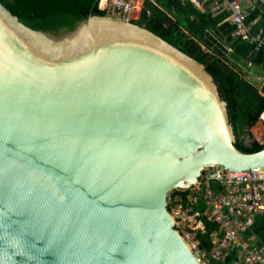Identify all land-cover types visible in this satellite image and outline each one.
Listing matches in <instances>:
<instances>
[{
  "label": "water",
  "instance_id": "obj_1",
  "mask_svg": "<svg viewBox=\"0 0 264 264\" xmlns=\"http://www.w3.org/2000/svg\"><path fill=\"white\" fill-rule=\"evenodd\" d=\"M111 13L55 35L0 1V264H201L170 195L264 170L206 67Z\"/></svg>",
  "mask_w": 264,
  "mask_h": 264
},
{
  "label": "trees",
  "instance_id": "obj_2",
  "mask_svg": "<svg viewBox=\"0 0 264 264\" xmlns=\"http://www.w3.org/2000/svg\"><path fill=\"white\" fill-rule=\"evenodd\" d=\"M0 1L27 27L55 35L75 31L91 15L106 16L108 13L100 7V0ZM212 1L206 2L203 9L192 0H144L138 20L130 23L149 30L206 67L227 103L236 146L244 152H256L264 143L256 139L251 129L264 115V83L251 81L249 70L257 68L264 72V51L234 39L235 27L227 21L229 13H215L211 9ZM255 18H259L264 28V4L259 3L251 10V20ZM212 186L217 190L219 183L213 181ZM181 196H186L182 190L170 195L171 210ZM203 206L201 203L200 210ZM206 229L205 233H199V238L202 248L209 251L210 234L216 226L207 223ZM251 232L264 246V215L256 218Z\"/></svg>",
  "mask_w": 264,
  "mask_h": 264
},
{
  "label": "built area",
  "instance_id": "obj_3",
  "mask_svg": "<svg viewBox=\"0 0 264 264\" xmlns=\"http://www.w3.org/2000/svg\"><path fill=\"white\" fill-rule=\"evenodd\" d=\"M259 3L264 4V0H214L211 9L215 13H229L227 21L235 27L234 39L264 51V28L259 18L251 20V10ZM100 7L116 12L126 22L132 21L133 10L141 11L138 0H100ZM213 181L219 183L217 190ZM182 191L186 196L176 199L171 212L177 229L201 264H264V246L251 232L256 218L264 215V170L224 172L218 167L205 170L198 186ZM201 203L204 206L200 210ZM207 223L216 226L210 234L209 251L202 248L199 238V233L206 232Z\"/></svg>",
  "mask_w": 264,
  "mask_h": 264
},
{
  "label": "rangeland",
  "instance_id": "obj_4",
  "mask_svg": "<svg viewBox=\"0 0 264 264\" xmlns=\"http://www.w3.org/2000/svg\"><path fill=\"white\" fill-rule=\"evenodd\" d=\"M201 1H202L203 4L206 2V0H201ZM143 2H144V0H138V8H139L140 10H142ZM202 3H201V6H202ZM140 12H141V11H140ZM110 16L113 17V18H116V20H119V18H120V16H118V15L116 14V12L111 13ZM139 16H140V13H138L137 10H136V11H133V12L131 13V18H132V20H138ZM249 69H250V68H249ZM244 70H246V68H244ZM257 70H258V69H257ZM257 73H258V74H255V73L253 72V69H250V70H249V76H250V77H251V76H257L258 80H259V78L264 77V73H261L259 70L257 71ZM260 74H261V75H260ZM250 77H249V79H250ZM250 80H253V79H250ZM253 81H254V80H253ZM259 84L261 85V82H260V81H259ZM251 131L254 132V135H255L256 139L260 140L261 143H264V120H263V119H261V120L258 122V124L256 125V127L254 128V130H251Z\"/></svg>",
  "mask_w": 264,
  "mask_h": 264
},
{
  "label": "crops",
  "instance_id": "obj_5",
  "mask_svg": "<svg viewBox=\"0 0 264 264\" xmlns=\"http://www.w3.org/2000/svg\"><path fill=\"white\" fill-rule=\"evenodd\" d=\"M209 0H206V2H208ZM214 1V0H213ZM212 1V2H213ZM203 3H202V6H201V4L200 5H198L199 7H201V8H203ZM204 9V8H203ZM133 11H136V10H133ZM138 13H140L139 11H137ZM257 68H254L253 69V72L255 73V74H258L257 73ZM261 73H264L262 70H259ZM261 75V74H260ZM250 79H253L254 80V82H257V83H259V81L261 82V85L264 83V77H262V78H259V80H258V78H257V76H251L250 77ZM253 80H251V81H253ZM262 118V117H261ZM263 119V118H262ZM258 124V123H257ZM256 127V126H255ZM255 127H253V129H251V130H254V128ZM254 133V132H253ZM258 140V139H257ZM260 141V140H259ZM261 142V141H260Z\"/></svg>",
  "mask_w": 264,
  "mask_h": 264
},
{
  "label": "bare ground",
  "instance_id": "obj_6",
  "mask_svg": "<svg viewBox=\"0 0 264 264\" xmlns=\"http://www.w3.org/2000/svg\"><path fill=\"white\" fill-rule=\"evenodd\" d=\"M263 120H264V115L262 116Z\"/></svg>",
  "mask_w": 264,
  "mask_h": 264
}]
</instances>
